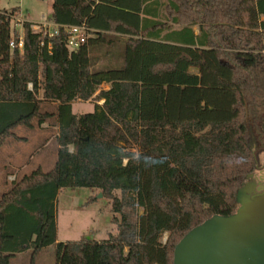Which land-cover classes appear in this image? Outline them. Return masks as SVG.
Returning <instances> with one entry per match:
<instances>
[{
  "label": "trees",
  "instance_id": "1",
  "mask_svg": "<svg viewBox=\"0 0 264 264\" xmlns=\"http://www.w3.org/2000/svg\"><path fill=\"white\" fill-rule=\"evenodd\" d=\"M18 13L0 8V145L55 116L58 150L1 195L0 264L50 245L55 264H174L188 231L264 181V0H53L58 31L25 22L22 50ZM82 24L72 49L63 26ZM78 99L95 110L74 114ZM68 187L99 189L117 232L58 241Z\"/></svg>",
  "mask_w": 264,
  "mask_h": 264
},
{
  "label": "rangeland",
  "instance_id": "2",
  "mask_svg": "<svg viewBox=\"0 0 264 264\" xmlns=\"http://www.w3.org/2000/svg\"><path fill=\"white\" fill-rule=\"evenodd\" d=\"M52 3L53 0H0V8L7 11L18 8L19 15L30 22H40L44 19L53 21ZM101 87L108 88L109 85L103 84ZM95 104L94 99L87 101L78 99L72 103V111L77 115L93 112ZM55 110V102L46 101L42 104V112H55ZM13 132L25 137V140L8 138L0 145V197L24 174L30 173L37 167L47 171L53 167L57 159L59 126L55 116L41 125L34 120L31 127L18 126ZM261 161L264 164V153L261 154ZM258 184L260 190L264 188V181ZM100 194L102 193L99 189L88 187H68L59 192L56 206L58 241H75L82 237L104 240L111 233L117 232V225L111 221L113 213L110 200ZM115 194L120 195V191H116ZM91 197H95L93 201H90ZM167 237L168 232L163 235L162 240L166 241ZM30 262L31 250L11 259V264H30ZM55 263L54 245L43 248L36 256L35 264Z\"/></svg>",
  "mask_w": 264,
  "mask_h": 264
},
{
  "label": "water",
  "instance_id": "3",
  "mask_svg": "<svg viewBox=\"0 0 264 264\" xmlns=\"http://www.w3.org/2000/svg\"><path fill=\"white\" fill-rule=\"evenodd\" d=\"M238 199L235 213L213 215L181 238L174 264H264V188L245 187Z\"/></svg>",
  "mask_w": 264,
  "mask_h": 264
},
{
  "label": "built area",
  "instance_id": "4",
  "mask_svg": "<svg viewBox=\"0 0 264 264\" xmlns=\"http://www.w3.org/2000/svg\"><path fill=\"white\" fill-rule=\"evenodd\" d=\"M27 21L28 20L23 18L21 15H19V13L13 14L11 16V24L12 23L14 24L13 28L19 31L18 40H15V38H13L10 42V46L12 48L17 47L20 50L23 49V46H24L23 25ZM30 23H31L32 30L48 31L49 35L51 36L55 34L59 29L58 24H56L54 21H48L47 19H44L40 22H30ZM63 27L67 33V44L72 49L78 48L81 44L86 42L88 38L92 35L89 29L83 24L82 25H65ZM31 87H32V84L29 83V88Z\"/></svg>",
  "mask_w": 264,
  "mask_h": 264
},
{
  "label": "crops",
  "instance_id": "5",
  "mask_svg": "<svg viewBox=\"0 0 264 264\" xmlns=\"http://www.w3.org/2000/svg\"><path fill=\"white\" fill-rule=\"evenodd\" d=\"M20 11H21V10H20ZM194 30H195L196 33H198V27L195 26V27H194ZM14 133H15V132H14ZM15 134H16V133H15ZM19 137H21V138H23V139L25 140V137H22V136H19ZM26 140H27V139H26Z\"/></svg>",
  "mask_w": 264,
  "mask_h": 264
},
{
  "label": "flooded vegetation",
  "instance_id": "6",
  "mask_svg": "<svg viewBox=\"0 0 264 264\" xmlns=\"http://www.w3.org/2000/svg\"><path fill=\"white\" fill-rule=\"evenodd\" d=\"M258 186H259V185H256V187H255V189H256L257 191H258ZM255 192H256V191H255Z\"/></svg>",
  "mask_w": 264,
  "mask_h": 264
}]
</instances>
